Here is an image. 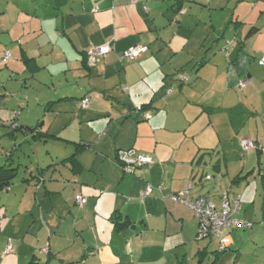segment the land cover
I'll return each instance as SVG.
<instances>
[{
  "label": "crops",
  "instance_id": "obj_1",
  "mask_svg": "<svg viewBox=\"0 0 264 264\" xmlns=\"http://www.w3.org/2000/svg\"><path fill=\"white\" fill-rule=\"evenodd\" d=\"M133 45L147 50L121 59ZM262 50L264 0H0V165L15 169L0 187V264L264 263ZM127 148L153 162L124 172ZM185 190L240 198L253 225L226 231L221 258L165 197Z\"/></svg>",
  "mask_w": 264,
  "mask_h": 264
},
{
  "label": "built area",
  "instance_id": "obj_2",
  "mask_svg": "<svg viewBox=\"0 0 264 264\" xmlns=\"http://www.w3.org/2000/svg\"><path fill=\"white\" fill-rule=\"evenodd\" d=\"M185 10V8H181L179 13H183ZM143 50H145V47L133 46L126 50L121 57L123 59H132ZM110 51L111 47L108 43L98 46H90L87 50V63L92 64L95 58L105 56ZM9 57V53L5 52L4 58L7 59ZM257 61L260 65H264V50L261 52ZM245 84L246 82L244 80L239 83L240 87H243ZM87 104L88 98H84L81 101V105L86 107ZM240 143L245 150L255 148V145L250 138H243ZM116 160L121 169L127 173H135L139 167L152 163L150 156L138 153V151L134 148L118 149L116 153ZM156 189L158 192H162L164 186L160 185ZM153 191V186L146 185L142 195H150ZM187 193L188 190H185L177 193H170L165 197L169 198L173 202L184 204L194 214L195 219L197 220L195 240L201 241L208 238H215L218 239L219 248L223 249L227 247L229 242L227 236L225 235L226 231L242 228L245 229L251 226V223L248 220L236 216V213L239 211L241 206L240 198L233 199L228 197L225 193L222 196L219 206H216L207 197L191 199L187 196ZM74 199L75 203L79 206H84L86 203V196L81 193L76 194ZM10 249L11 245L8 243L5 252H8Z\"/></svg>",
  "mask_w": 264,
  "mask_h": 264
},
{
  "label": "trees",
  "instance_id": "obj_3",
  "mask_svg": "<svg viewBox=\"0 0 264 264\" xmlns=\"http://www.w3.org/2000/svg\"><path fill=\"white\" fill-rule=\"evenodd\" d=\"M181 8H184V7H181ZM181 8H179V10L181 9ZM186 9V8H185ZM97 10V8H93V12H95ZM179 10H178V13H179ZM186 11V10H185ZM230 43V41H226V46L224 47V49H226L227 48V44H229ZM93 46V45H92ZM133 46H140V45H133ZM133 46H130V47H133ZM129 47V48H130ZM140 47H145V50H143V51H140L134 58H132V59H123L122 57H121V55L126 51V50H128L129 48H127L126 50H124L122 53H121V55H120V58L121 59H123V60H126V61H131V60H134L135 58H137L141 53H143V52H145L146 50H147V47L146 46H140ZM88 50V49H87ZM87 50H86V60H87ZM263 51V50H262ZM5 52H8V51H5ZM4 52V53H5ZM4 53H3V60H6L5 58H4ZM9 53V52H8ZM108 54V53H107ZM9 55H10V53H9ZM261 55V54H260ZM260 57V56H259ZM258 57V58H259ZM8 59V58H7ZM258 62V61H257ZM259 64V63H258ZM260 65V64H259ZM260 66H264V65H260ZM179 79L180 80H182V81H185V80H187L188 79V77L186 76V75H179ZM241 81H243V80H241ZM245 82H246V80H244ZM240 83V82H239ZM240 86V85H239ZM245 86V85H244ZM243 86V87H244ZM242 88V87H241ZM243 138H247V137H243ZM243 138H240L239 139V144H240V146H241V148L243 149V151H251V150H256V148H257V146H256V144L254 143V141L252 140V142H253V144L255 145V148H253V149H250V150H245L244 148H243V146L241 145V143H240V141H241V139H243ZM145 155H147V154H145ZM148 156H150V155H148ZM151 157V156H150ZM151 160H152V162H153V159H152V157H151ZM149 164H151V163H149ZM146 165H148V164H146ZM146 165H144V166H146ZM8 167H5V166H3V165H0V174L2 173V174H7V173H11L13 170H15L14 168H10V166H11V164H8L7 165ZM144 166H141V167H139V169H141V168H143ZM138 169V170H139ZM10 183V181H5V182H0V187H3V186H5V185H8ZM261 183H262V186H263V190H264V175L263 176H261ZM225 194V193H224ZM223 196V195H222ZM222 196H221V199H222ZM229 197V196H228ZM210 199V198H209ZM234 199H237V198H234ZM211 200V199H210ZM221 202V201H220ZM219 206V205H218ZM240 210H241V206H240V209H239V211L236 213V216H237V214L240 212ZM238 217V216H237ZM241 218V217H240ZM244 219V218H243ZM246 220V219H245ZM249 221V220H248ZM250 223H251V226L250 227H248V228H245V229H249V228H251L252 227V222L251 221H249ZM120 226H122V224H120ZM243 229V228H242ZM244 229V230H245ZM197 231V230H196ZM208 239H211V238H208ZM217 240V242H218V239H216ZM218 246H219V242H218ZM229 251V248H228V245H227V247H225V248H223V249H220V248H218V250H215V251H213L212 253L213 254H215V256H219L218 258H221L222 256H223V254H225V253H227ZM236 256H239V254L236 252ZM204 263V260L202 259V257H200L199 259H198V261H197V263L196 264H203ZM182 264H190L189 262L188 263H182Z\"/></svg>",
  "mask_w": 264,
  "mask_h": 264
},
{
  "label": "rangeland",
  "instance_id": "obj_4",
  "mask_svg": "<svg viewBox=\"0 0 264 264\" xmlns=\"http://www.w3.org/2000/svg\"><path fill=\"white\" fill-rule=\"evenodd\" d=\"M220 1H230V2H233V1H235V0H220ZM226 25V24H225ZM224 41H226V39L224 40ZM139 153V152H138ZM24 163V162H23ZM20 170H22V169H20ZM22 175H21V173H19L18 175H17V177H21ZM160 185H162V184H160ZM160 185H158V186H160ZM158 186H156V187H154V190H157L156 188L158 187ZM161 192V191H160ZM159 192V193H160ZM143 196H145V195H143ZM147 196V195H146ZM192 213V212H191ZM193 214V213H192ZM193 216H194V214H193ZM194 218H195V216H194ZM203 241H205L207 244H208V251H214V250H218V248H219V246H218V242L216 241V239L215 238H211V241L210 240H203ZM204 242V243H205ZM193 262H194V260H193ZM253 262V259H252V257L251 256H246V258H242V260H241V264H251ZM204 264H208V262H206V263H204ZM226 264H231V263H226ZM257 264H264V263H261V262H258Z\"/></svg>",
  "mask_w": 264,
  "mask_h": 264
},
{
  "label": "water",
  "instance_id": "obj_5",
  "mask_svg": "<svg viewBox=\"0 0 264 264\" xmlns=\"http://www.w3.org/2000/svg\"><path fill=\"white\" fill-rule=\"evenodd\" d=\"M15 175L12 174H0V182L10 181Z\"/></svg>",
  "mask_w": 264,
  "mask_h": 264
}]
</instances>
